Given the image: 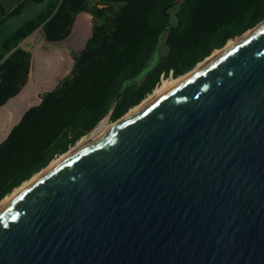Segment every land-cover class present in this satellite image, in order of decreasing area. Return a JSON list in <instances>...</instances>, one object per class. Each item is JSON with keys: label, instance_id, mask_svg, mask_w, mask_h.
<instances>
[{"label": "water", "instance_id": "95a60500", "mask_svg": "<svg viewBox=\"0 0 264 264\" xmlns=\"http://www.w3.org/2000/svg\"><path fill=\"white\" fill-rule=\"evenodd\" d=\"M0 264H264V24L2 206Z\"/></svg>", "mask_w": 264, "mask_h": 264}, {"label": "trees", "instance_id": "16d2710c", "mask_svg": "<svg viewBox=\"0 0 264 264\" xmlns=\"http://www.w3.org/2000/svg\"><path fill=\"white\" fill-rule=\"evenodd\" d=\"M84 13L92 32L71 73L0 142V202L103 119L118 121L143 102L163 77L187 74L251 31L264 21V0H0V106L29 81L33 55L21 42L42 28L59 44Z\"/></svg>", "mask_w": 264, "mask_h": 264}, {"label": "bare ground", "instance_id": "6f19581e", "mask_svg": "<svg viewBox=\"0 0 264 264\" xmlns=\"http://www.w3.org/2000/svg\"><path fill=\"white\" fill-rule=\"evenodd\" d=\"M263 24L264 22L260 24L257 28L252 29L244 36L237 39L235 42L226 46L224 49L216 50L208 58L199 63L191 72L182 75L178 78L164 80V82L161 83V85H159V87L156 88L151 95H149L139 105L132 108L118 121L109 123L107 119H103L88 136L80 140L68 152L54 159L41 172L35 174L30 180H28L22 186L17 188L12 194L4 198L0 202V208L4 206L7 202H9L18 193H20L24 188H26L32 182L37 180L39 177L62 164L81 148L100 138L106 132H108L113 127L121 123L123 120L137 112L147 103L152 101L154 98L186 79L188 76L197 71L210 60L214 59L226 50L235 46L238 42L251 35L256 29H258ZM90 27L91 23L89 17L86 14H82L78 19L77 25L72 36L67 39L65 43L68 46L74 47L75 49H82L88 40V36L91 29ZM32 39L36 41L35 37H33ZM33 53L34 66L30 73L29 82L19 94L12 97L5 105L0 106V141L4 139L6 134L11 130L12 126L21 119V117L29 107L39 102L41 96L45 92L57 86L59 84V81L66 75H68L73 69L75 59L71 50L68 47L57 48L53 51H46L43 47V43L37 42V46L33 49Z\"/></svg>", "mask_w": 264, "mask_h": 264}, {"label": "rangeland", "instance_id": "374dc122", "mask_svg": "<svg viewBox=\"0 0 264 264\" xmlns=\"http://www.w3.org/2000/svg\"><path fill=\"white\" fill-rule=\"evenodd\" d=\"M84 14H86L88 17H89V20H90V23H91V29H90V33H89V36H88V38L90 37V35H91V32H92V26H93V23H92V19L90 18L91 16L90 15H88V13H84ZM79 19V18H78ZM77 22H78V20H77ZM77 22H76V24H75V27H76V25H77ZM75 27H74V29H73V31H72V33H71V35L67 38V39H69L71 36H72V34H73V32H74V30H75ZM33 37H35V40L36 41H34L32 38ZM67 39H65L64 41H62L61 43H59V44H50V43H47L46 42V40L44 39V37H43V32H42V28H39V29H37L36 31H34L28 38H26L25 40H24V46L28 49V48H30V49H34L36 46H37V42H41V43H43V47H44V49L46 50V51H53L54 49H57V48H64V47H68L70 50H71V52H72V54H73V57H74V52L76 51V49L74 48V47H72V46H68L66 43H65V41L67 40ZM164 51V47L161 49V52H163ZM215 52V51H214ZM33 55H34V53H33ZM159 56H160V53H159V51H157V52H155V54H154V56H153V58L151 59V61H150V65H153L154 63H156V61L158 60V58H159ZM75 59V58H74ZM74 64H75V61H74ZM33 66H34V60H33V62H32V68H33ZM74 67V66H73ZM32 71V70H31ZM71 73V72H70ZM69 73V74H70ZM68 74V75H69ZM67 76V75H66ZM174 77H169V78H165V80H167V79H173ZM105 119H107V121L109 122V123H113V122H111L110 121V119H109V117H106ZM19 188V187H18ZM17 189V188H16ZM15 189V190H16ZM14 190V191H15ZM13 191V192H14ZM12 192V193H13ZM11 193V194H12Z\"/></svg>", "mask_w": 264, "mask_h": 264}, {"label": "built area", "instance_id": "2783aa9c", "mask_svg": "<svg viewBox=\"0 0 264 264\" xmlns=\"http://www.w3.org/2000/svg\"><path fill=\"white\" fill-rule=\"evenodd\" d=\"M164 80H165V78L163 77V78H162V82H161V83H163V82H164ZM159 85H161V84H159ZM159 85H158V87H159ZM158 87H157V88H158Z\"/></svg>", "mask_w": 264, "mask_h": 264}]
</instances>
